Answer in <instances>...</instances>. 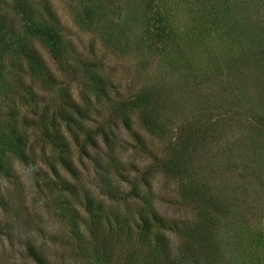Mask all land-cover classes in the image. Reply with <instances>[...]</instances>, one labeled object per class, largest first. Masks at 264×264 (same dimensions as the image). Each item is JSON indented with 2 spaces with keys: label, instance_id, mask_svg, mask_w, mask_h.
<instances>
[{
  "label": "rangeland",
  "instance_id": "374dc122",
  "mask_svg": "<svg viewBox=\"0 0 264 264\" xmlns=\"http://www.w3.org/2000/svg\"><path fill=\"white\" fill-rule=\"evenodd\" d=\"M13 1L0 0V14L26 34ZM32 2L44 17L48 18L47 11L52 14L61 27L71 62L77 54L108 82L105 97L67 78L65 86L83 106L98 107L100 113L93 115L106 126L109 142L97 136L95 146H87L90 156L79 158L72 146L78 173L75 179L64 172L62 176L87 189L106 208L133 212L153 207L168 218L190 216L189 209L178 202V180L164 175L155 159L165 157L177 124L204 97L208 104L223 106L225 113L233 111L236 117L221 140L201 152L193 164L200 182L226 193L237 205L223 224V260L264 264V0ZM159 17L165 29L157 35ZM42 53L55 72L48 54ZM6 79L9 82L11 75ZM151 84L163 87L172 100L173 109L162 112L166 140L132 124L138 110L113 107ZM58 92L56 86L45 91L48 96ZM9 95L4 110L12 107L11 101L17 107L20 104ZM2 98L0 94V103ZM176 105L183 107L176 110ZM126 116L141 141L126 128ZM32 132L29 128L28 145L36 153L38 167L45 170L41 142L34 140ZM130 163L145 167L144 171L137 175ZM35 179L40 181L0 145V264H38L28 247L42 257L43 264H106L89 231L70 222L72 215L65 207L78 209L74 195L56 197ZM122 189L129 193L126 199L114 201L106 195L107 190Z\"/></svg>",
  "mask_w": 264,
  "mask_h": 264
},
{
  "label": "trees",
  "instance_id": "16d2710c",
  "mask_svg": "<svg viewBox=\"0 0 264 264\" xmlns=\"http://www.w3.org/2000/svg\"><path fill=\"white\" fill-rule=\"evenodd\" d=\"M31 1H13L21 13L22 30L26 34H20L0 14V94L4 101L0 103V145L34 177L40 178L34 182L42 183L49 194L55 193L56 197L62 193L74 195L78 209L67 204L65 207L72 215L70 222L80 223L89 231L96 251L106 264L120 259V264H226L223 260L226 239L223 224L233 216L237 205L226 193L200 182L193 164L201 152L219 142L223 131L236 122L233 111L227 114L223 106L215 108L202 97L201 104L177 124L165 157L155 159L164 175L178 180L175 185L178 202L189 209L190 216L168 218L153 207L135 208L133 212L106 208L87 189H79L76 182L62 176V172L74 179L78 173L72 159V146L79 158L90 156L87 146H95L97 136L109 142L106 126L93 115V112L100 113L98 107L83 106L65 86L67 78L84 85L96 96L105 97H108V82L91 68L89 61L77 54L73 58L75 62H71L69 42L61 35V27L52 14L47 11L48 18L44 17ZM87 19L92 20L89 13ZM158 21L157 35L165 29L160 24V17ZM42 50L48 54L55 72ZM9 74L12 79L8 82ZM55 86L59 92L48 96L45 91ZM9 94L20 104L17 107L11 101L12 107L5 111ZM171 102L163 87L151 84L142 87L133 98L115 103L113 107L115 110L120 107L138 110L132 124L166 140L168 128L162 112L170 106L173 109ZM177 106L174 109L183 107ZM84 120L86 124H83ZM123 120L128 131L141 141L138 132L132 130L130 117ZM72 126L76 127L72 129ZM29 128L37 137L34 140L41 142L45 170L38 167L34 159L36 153L28 145ZM45 148L49 149L48 153ZM130 168L139 175L145 167L130 163ZM106 195L120 201L129 193L125 189L120 192L107 190ZM27 252L34 261L43 264L42 257L32 247H28Z\"/></svg>",
  "mask_w": 264,
  "mask_h": 264
}]
</instances>
